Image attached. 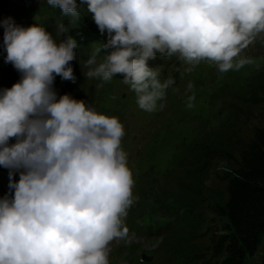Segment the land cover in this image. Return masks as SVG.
Returning <instances> with one entry per match:
<instances>
[{
  "label": "clouds",
  "instance_id": "clouds-1",
  "mask_svg": "<svg viewBox=\"0 0 264 264\" xmlns=\"http://www.w3.org/2000/svg\"><path fill=\"white\" fill-rule=\"evenodd\" d=\"M47 3L73 21L87 6L107 40L86 61L84 75L104 81L121 75L149 112L174 84L171 76L161 81L151 66L158 54H178L191 66L187 71L201 61L215 62L220 73L238 71L254 63L240 54L264 33V0ZM3 24L5 62L21 79L0 89V166L10 180L9 194L0 197V264H109L108 245L128 237L124 218L133 204L134 180L121 148L124 126L83 99L58 96L56 76L76 80L70 62L78 47L72 35L61 39L70 31L62 20L59 41L36 23Z\"/></svg>",
  "mask_w": 264,
  "mask_h": 264
},
{
  "label": "rangeland",
  "instance_id": "rangeland-1",
  "mask_svg": "<svg viewBox=\"0 0 264 264\" xmlns=\"http://www.w3.org/2000/svg\"><path fill=\"white\" fill-rule=\"evenodd\" d=\"M14 8H21L25 14V19L30 24L33 25L36 23L39 26L44 27L49 32H55L54 38H56L58 41L60 37L57 36V23H55V21L57 19H59V21L62 20L65 23L66 27H68L66 21L68 19H71L69 17H64L61 11L56 15L57 18H53L50 9L47 5L42 4L41 0H7L0 5V43L1 41L3 43V22L9 19L12 20L11 14ZM80 11L87 17L90 37L92 41L95 42L94 49L96 47H101L102 42H106L107 40V34L105 33V35H101L97 25L92 19L91 14L87 12L86 5L81 6ZM68 35L74 36L78 41V37L71 31H69L68 33H64L61 36V39L67 38ZM78 48H80L79 43ZM94 49H89L88 53H85L83 50H79V57L70 62L76 76L75 82L63 80L60 76H56L54 82V88L57 93H68L76 99H83L86 101L89 107H91L92 103L94 104V101H92L91 97H98L99 90H104L106 88L105 84H108L113 80L121 81V83L123 84V77L121 75L114 76L110 81H104L100 78L95 77L87 78L84 75V72L87 73L88 71L86 61L92 55ZM105 55L106 53L102 51L97 56V63L101 62ZM240 56L250 57L254 61V63L245 65L238 71L230 70L227 73H220L218 71V66L215 62L212 61H201L195 64V66L192 67L191 71L186 70L191 67L187 62L183 60L173 62L169 69H165L167 75H165L164 77H159L161 81L166 80L169 76L174 79V84L166 90L169 100L167 101L166 98V102L162 107V109H165L160 119L159 117L148 119L144 114L131 115L129 112L125 111L124 116L128 121L132 123L133 133H135L134 137H137V141L132 143V145L130 146V150L134 166L138 169V171L141 170V167L148 166V163H142L139 166L138 153L143 151L146 143L148 128L150 127H152V129L149 134V137L151 138L148 142V149L152 145L155 146L161 143V140L179 141L180 149L177 155H182L184 157V160L180 165L175 177L167 180H160L156 177H151L149 183L140 188L137 195V199L139 201L140 198L141 200H147L156 197L157 203L160 204L163 208L182 209L186 212H189L193 221L197 224L198 218L195 217V212L187 206V203L182 202L181 198L183 197L180 195L182 189L190 187L191 185V183L188 181L189 172L186 168V164L188 162H192L193 159L188 154V146L204 144L205 136L210 131L216 129L222 120L231 118L233 114L239 109V103L237 102L235 104H232V102L230 101L223 103H209L207 107L202 110L200 116H197L191 121L182 120L180 114L185 107H188L189 102H191L192 106L196 105V95L200 90L217 83L218 80L223 77L230 76L232 78V83L236 84L241 88L242 91H244L245 97L243 99L237 100H247L246 98L249 94L248 83L250 82V79H254V83L259 77V70L264 69V33L259 34L254 39V41L241 52ZM237 59H239V57ZM6 69L7 71L16 70L11 63H6L5 60H1L0 70ZM261 77L263 76L261 75ZM261 80L264 81L263 79ZM189 84L193 85L191 91H189L188 89ZM252 84L250 89L252 88ZM123 86V91L121 90L122 93L126 91L127 88L124 84ZM193 94L195 96V99L189 101L188 98ZM118 102L121 105H123L122 102H125L126 107L131 106L130 100L128 98L125 99V97L119 98ZM123 107L125 108V106ZM111 111L113 112V114H119L121 111V107H118ZM258 112H260V109L254 108L252 116L251 113H249V115L252 117V119H255V115ZM157 121L158 123L155 124ZM183 141H185V143H182ZM10 143H13L12 140H10ZM0 168V179L5 181L9 186V170L2 166H0ZM198 172L200 174L201 170L198 169ZM14 178L17 181L19 180V172L16 173ZM7 194H9V189H6L4 194L0 197H3ZM12 195H14V190L12 192ZM141 227L143 232L147 234L149 238L142 235H140V238H129V241L131 239H135L142 242L137 247L136 253L139 254L140 251L144 249H151L156 245V243L158 244V246L152 250H148V253H146L149 256H154V259H146V261L142 262L136 258L132 261L133 264H193L189 260V258L186 257L188 255H193L191 246L192 242L187 239L188 237L185 236L183 237V239L178 241L174 234V228L160 229L157 225L152 223H145V221H142ZM202 227H204L205 229L207 227V224H203ZM154 234H159L160 237L158 235L154 236ZM200 237L201 236L197 237L196 239ZM196 239H193V241L195 242ZM197 249L198 248H196L195 251ZM263 256L264 234L261 237L258 250L253 256L247 257L246 261L248 264H253L256 261L260 260ZM195 263L202 264L201 260H197V262Z\"/></svg>",
  "mask_w": 264,
  "mask_h": 264
},
{
  "label": "trees",
  "instance_id": "trees-1",
  "mask_svg": "<svg viewBox=\"0 0 264 264\" xmlns=\"http://www.w3.org/2000/svg\"><path fill=\"white\" fill-rule=\"evenodd\" d=\"M4 1L0 0V4ZM44 3L53 17L59 14V8L48 5L47 0ZM81 14L77 21L66 22L78 34L79 50L88 53L94 49V41L87 17ZM3 49L1 41L0 50ZM258 76L252 82L250 99L241 101L238 112L210 131L204 144L188 146L193 159L186 164L191 185L180 195L198 218L191 230L195 239L202 237L191 243L193 251L198 248L195 262L248 264L247 257L256 253L264 234V69ZM254 108L260 112L252 119ZM173 149L177 155L179 142ZM203 224H207L205 229ZM253 264H264V256Z\"/></svg>",
  "mask_w": 264,
  "mask_h": 264
}]
</instances>
